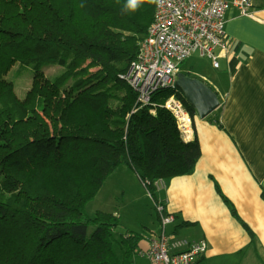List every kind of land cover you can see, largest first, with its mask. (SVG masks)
Masks as SVG:
<instances>
[{
  "label": "trees",
  "instance_id": "obj_1",
  "mask_svg": "<svg viewBox=\"0 0 264 264\" xmlns=\"http://www.w3.org/2000/svg\"><path fill=\"white\" fill-rule=\"evenodd\" d=\"M125 3L0 0V264H134L145 236L117 240L120 216L91 218L87 205L123 163L156 204L157 181L195 171L199 141L165 107L175 90L142 107L123 79L156 12L151 0ZM17 63L35 67L24 100L7 79ZM50 63L64 68L54 80Z\"/></svg>",
  "mask_w": 264,
  "mask_h": 264
},
{
  "label": "crops",
  "instance_id": "obj_2",
  "mask_svg": "<svg viewBox=\"0 0 264 264\" xmlns=\"http://www.w3.org/2000/svg\"><path fill=\"white\" fill-rule=\"evenodd\" d=\"M262 4V0H254L249 16H241L234 7L228 9L225 31L230 48L216 51L218 68L209 58L216 74L210 77L185 68L217 92L221 106L206 119L193 113L194 140L198 139L201 149L195 171L160 180L157 196L166 212L177 218L170 228L176 237L207 242L208 251L197 264H264ZM127 170L134 173L129 166ZM133 177L138 178L135 173ZM160 230L158 215V229L144 248ZM144 248L141 243V250Z\"/></svg>",
  "mask_w": 264,
  "mask_h": 264
},
{
  "label": "built area",
  "instance_id": "obj_3",
  "mask_svg": "<svg viewBox=\"0 0 264 264\" xmlns=\"http://www.w3.org/2000/svg\"><path fill=\"white\" fill-rule=\"evenodd\" d=\"M230 7L241 16H249L254 11V0H159L154 22L141 39L138 57L123 76L137 93L142 107L152 105L155 93L175 90L165 107L172 112L187 140H194L196 129L189 107L176 88L177 77L181 73L192 76L183 64L195 53L210 58L214 67H219L216 51L230 48L225 31ZM161 185V181L155 184L156 188ZM156 211L161 230L139 254L151 264H197L208 251L207 242L176 237L169 232L177 224L176 216L169 215L161 203L156 204Z\"/></svg>",
  "mask_w": 264,
  "mask_h": 264
},
{
  "label": "rangeland",
  "instance_id": "obj_4",
  "mask_svg": "<svg viewBox=\"0 0 264 264\" xmlns=\"http://www.w3.org/2000/svg\"><path fill=\"white\" fill-rule=\"evenodd\" d=\"M2 8V4H0ZM184 69H193L196 72L210 75L218 72L212 66V61L195 53L184 63ZM51 80L61 76L64 68L57 64H46L42 67ZM34 66L15 64L9 75L8 81L14 84V90L19 99L24 100L33 85ZM72 82H69L71 85ZM111 109L120 113L121 107L117 102L111 103ZM112 118V117H111ZM127 164L117 169L105 182L97 197L87 205V214L94 218L98 211L116 213L121 218V223L116 230L117 240L127 232L140 233L145 236L142 247H147L148 239L158 229V214L156 204L144 185L137 177H133L132 171L127 170ZM147 227V230L145 229ZM170 232V229H169ZM156 237V236H155ZM117 250L121 254L120 247ZM146 250V248L142 249ZM134 264H151L143 255L135 256Z\"/></svg>",
  "mask_w": 264,
  "mask_h": 264
},
{
  "label": "water",
  "instance_id": "obj_5",
  "mask_svg": "<svg viewBox=\"0 0 264 264\" xmlns=\"http://www.w3.org/2000/svg\"><path fill=\"white\" fill-rule=\"evenodd\" d=\"M176 88L201 119H206L221 106L217 92L198 77L181 73Z\"/></svg>",
  "mask_w": 264,
  "mask_h": 264
},
{
  "label": "clouds",
  "instance_id": "obj_6",
  "mask_svg": "<svg viewBox=\"0 0 264 264\" xmlns=\"http://www.w3.org/2000/svg\"><path fill=\"white\" fill-rule=\"evenodd\" d=\"M143 0H126L123 6V12H134L142 4ZM153 3H158L159 0H151Z\"/></svg>",
  "mask_w": 264,
  "mask_h": 264
}]
</instances>
